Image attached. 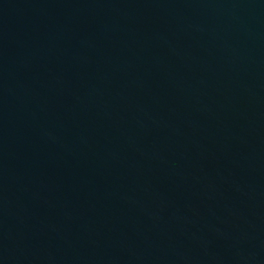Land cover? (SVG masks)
Returning a JSON list of instances; mask_svg holds the SVG:
<instances>
[{"label":"water","instance_id":"water-1","mask_svg":"<svg viewBox=\"0 0 264 264\" xmlns=\"http://www.w3.org/2000/svg\"><path fill=\"white\" fill-rule=\"evenodd\" d=\"M0 264H264V0H0Z\"/></svg>","mask_w":264,"mask_h":264}]
</instances>
